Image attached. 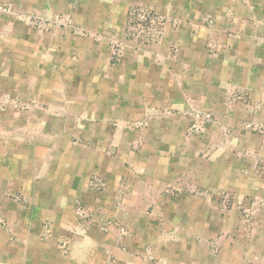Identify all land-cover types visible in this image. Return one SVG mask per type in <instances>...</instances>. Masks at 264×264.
<instances>
[{
	"label": "crops",
	"instance_id": "obj_1",
	"mask_svg": "<svg viewBox=\"0 0 264 264\" xmlns=\"http://www.w3.org/2000/svg\"><path fill=\"white\" fill-rule=\"evenodd\" d=\"M105 2L112 17L137 7L167 21L157 41L118 63L106 38L88 39L86 51L76 36L61 38L67 48L55 55L85 54L92 71L80 109L72 80L59 98L68 113L99 119L66 142L106 148L47 171L3 154L0 264H264V0H205L201 11L189 0ZM188 113L212 115L206 135H188ZM142 143L153 147L146 155L122 152ZM195 189L259 197L257 232L220 235L219 209Z\"/></svg>",
	"mask_w": 264,
	"mask_h": 264
},
{
	"label": "rangeland",
	"instance_id": "obj_2",
	"mask_svg": "<svg viewBox=\"0 0 264 264\" xmlns=\"http://www.w3.org/2000/svg\"><path fill=\"white\" fill-rule=\"evenodd\" d=\"M110 3L105 0H0V159L11 151L15 163L25 159L27 169L47 171L53 168L51 163L71 162L74 157L89 154V150L93 156L103 155L106 148L103 145L87 146L79 142L80 145L71 146L66 142L69 138L84 139L85 122L99 119L74 112L83 106L84 95L89 91L85 89L84 79L92 70L85 54L72 62L55 55L57 48H67L61 38L68 34L76 36L84 51L89 49L84 43L88 39L101 42L106 38L111 61L118 63L128 51L144 50L146 45L157 41L167 21L163 15L142 12L137 7H129L131 11L123 17H112L108 10L112 9L113 13L116 10L114 5L109 8ZM205 4V0L188 2L189 7L192 5L199 11ZM191 21L208 25L211 19ZM103 25L107 26L104 32ZM97 27L102 32L94 30ZM70 80L74 83L70 85L73 88L70 92L76 98L72 104L74 111L68 113V104L59 97L67 95ZM186 116L190 119L189 136L207 134L212 120L210 113ZM89 132L99 134L103 130ZM54 137H60L55 146L36 145L42 138L49 143ZM122 148L126 155L132 152L146 155L153 147L142 143ZM194 192V196L206 197L219 209L220 235L233 233L248 238L257 232L258 219L263 218L259 197L203 194L196 189ZM229 220L236 225L228 226Z\"/></svg>",
	"mask_w": 264,
	"mask_h": 264
},
{
	"label": "built area",
	"instance_id": "obj_3",
	"mask_svg": "<svg viewBox=\"0 0 264 264\" xmlns=\"http://www.w3.org/2000/svg\"><path fill=\"white\" fill-rule=\"evenodd\" d=\"M92 185L98 188H101L103 186V183H98L97 179H92ZM77 214L80 216V218H88V211L84 204L79 203L77 207Z\"/></svg>",
	"mask_w": 264,
	"mask_h": 264
}]
</instances>
